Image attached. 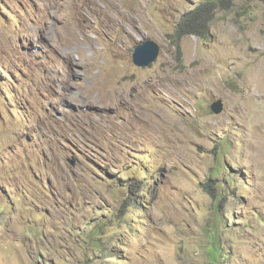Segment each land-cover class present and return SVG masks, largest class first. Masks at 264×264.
I'll return each mask as SVG.
<instances>
[{"label": "rangeland", "instance_id": "1", "mask_svg": "<svg viewBox=\"0 0 264 264\" xmlns=\"http://www.w3.org/2000/svg\"><path fill=\"white\" fill-rule=\"evenodd\" d=\"M209 1L0 0V264H264V0L179 53Z\"/></svg>", "mask_w": 264, "mask_h": 264}, {"label": "trees", "instance_id": "2", "mask_svg": "<svg viewBox=\"0 0 264 264\" xmlns=\"http://www.w3.org/2000/svg\"><path fill=\"white\" fill-rule=\"evenodd\" d=\"M225 1L228 2L229 0H212L205 4H201L197 8L186 12L180 18L174 34V40L179 53H181L179 43L184 36L195 35L203 39L207 38L206 31L208 30V25L213 18L214 9L217 8L218 4L224 3ZM225 6H227V3ZM204 189H206V191H208L213 198H217L214 184L207 182L204 184ZM128 205H131L129 200L127 206ZM220 253L221 247L217 239V232L214 231L211 241L210 254L214 260H218Z\"/></svg>", "mask_w": 264, "mask_h": 264}, {"label": "water", "instance_id": "3", "mask_svg": "<svg viewBox=\"0 0 264 264\" xmlns=\"http://www.w3.org/2000/svg\"><path fill=\"white\" fill-rule=\"evenodd\" d=\"M161 52V47L155 41L148 39L138 44L132 54L133 63L139 67H146L155 62ZM211 110L219 114L224 109V103L222 99L214 100L210 105Z\"/></svg>", "mask_w": 264, "mask_h": 264}]
</instances>
